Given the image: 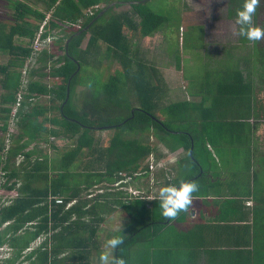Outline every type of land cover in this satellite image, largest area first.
Listing matches in <instances>:
<instances>
[{
    "label": "trees",
    "instance_id": "trees-1",
    "mask_svg": "<svg viewBox=\"0 0 264 264\" xmlns=\"http://www.w3.org/2000/svg\"><path fill=\"white\" fill-rule=\"evenodd\" d=\"M37 1L43 4L42 10L14 0V23L0 21V53L8 56L6 63H0V119L3 121L0 125V189L4 194L17 193L8 200L5 196L0 199V247L8 245L13 251L11 257L0 264H24L20 261L23 252L41 235L46 238L38 250L26 257L28 264H94L91 258L99 247L98 226L106 221L104 215L116 211L123 213L126 220L138 223L133 233L129 228L124 230V244L115 250V255L124 257L127 264H198L200 256L205 257L207 264H264V153L253 145L258 124H254V128L245 123L237 124L233 129L224 114L229 107L255 95L257 79L264 84V39L250 41L239 35V47L228 50L232 54L229 57L237 60L234 67L225 66L223 57L219 59L225 71L217 81H212L218 83L216 96L206 98L199 107L187 102L162 106L168 96V85L158 68L140 56L126 33L129 28L150 37L171 20L168 15L154 11L148 5L151 0ZM124 4H129L132 12L115 14L114 9ZM229 4L228 15L236 20V10L243 0H230ZM101 5L104 6L95 9ZM89 10H93V14ZM261 13H264V0L258 4L254 15V24L264 27V22H257ZM48 15H51L49 28L44 37L59 31L51 45L55 44L62 52L56 59V54L48 51L33 56L35 39ZM135 15L139 19L137 23ZM107 16L110 17L105 19ZM67 22L81 27L66 28ZM87 35V46L82 49ZM101 43L106 44L108 57L118 61L121 69L111 73L101 88L89 83L79 109L74 101L79 77L84 66L102 64L97 57ZM242 47L246 48V55L238 59L232 51L235 53ZM30 57H35L36 68L32 66L27 72L28 80L24 83L22 70ZM241 60L247 68L246 75L240 69ZM47 69L49 72L45 71ZM48 77L53 78L51 83L43 81ZM69 84L70 98L65 103ZM208 85L212 88L211 83ZM43 96H49V104H39ZM250 102L245 103L247 109L243 118L254 114L259 118V114L251 110ZM192 112L199 124L192 121ZM12 119L17 131L8 134ZM102 129L116 130L105 151L99 147L95 136V131ZM148 132L157 144L150 143ZM50 136L71 139L76 146L61 152L58 161H51L46 153L42 155L36 149H29L32 143L48 142ZM158 144L171 151L183 147L187 152V156L181 157L171 168L170 172L177 176L167 178V184L194 180L198 183L194 196H209V175L215 172L213 176L221 178L223 175L218 169L225 168L231 180L229 194L235 196L229 206L226 205L232 221L218 228L214 244L203 245L201 236V242L194 244L193 250L181 252L176 247L180 246L181 239L176 241V237V246L152 252L151 245L150 251L135 250L132 256L136 243L154 241L163 229L159 224L168 220L159 215V201H150L153 205L150 209L141 197L129 200L120 191L112 195L101 190L94 199L92 193L82 198L81 192L103 184L122 187L125 182L126 186L141 189L136 180L154 175L145 160L152 155L157 162L166 158ZM223 151L231 155L230 170L224 162L219 163L214 158L215 153L219 155ZM84 157L87 158L85 163L82 162ZM103 161L105 172L89 171ZM242 169L246 170V175ZM163 175L159 173V178L164 179ZM236 195L249 197L252 207L246 208ZM50 196L62 197L64 203H51ZM110 196L112 199L108 200ZM72 201H76L75 204L67 208ZM132 207L139 210L137 215L133 214ZM145 219L149 221L140 225ZM60 254L65 256L59 259Z\"/></svg>",
    "mask_w": 264,
    "mask_h": 264
},
{
    "label": "rangeland",
    "instance_id": "rangeland-1",
    "mask_svg": "<svg viewBox=\"0 0 264 264\" xmlns=\"http://www.w3.org/2000/svg\"><path fill=\"white\" fill-rule=\"evenodd\" d=\"M21 1L37 9H43V4L39 3L37 0ZM229 1L230 0H151L148 5L154 11L165 16L168 15L169 17H171V20L164 23L160 27V29L150 37H144L139 33H134L129 28L126 29V33L129 37L132 38L134 46L137 47L140 56L144 57L149 64H154L156 68H158L159 72L161 73L160 75L165 79L168 85V96L162 102V106L170 105L172 103L187 102L199 107L200 104L203 103V100L206 101V98L217 95L218 92L215 88L218 83H213L212 81H217L218 78L223 76V72L225 71L220 67L219 59L222 58L221 56L225 55L226 57H223L225 66L232 65V67H234L237 60L229 57L232 54H229L228 50H232L234 46L239 47L240 45L239 25L236 23L235 19H231L228 15L230 7ZM13 2L14 0H0V21L6 22L9 25L14 23V20L12 18V15L15 11ZM103 6L104 5H101L100 7ZM132 10L133 9L129 4H124L121 7L115 8L114 13L116 14L122 12H132ZM50 16L51 15H48L47 20L50 19ZM108 17L110 16H107L105 19H108ZM134 21H136V23L139 21L136 15L134 16ZM257 22L258 24L264 22V13H261L258 16ZM75 29L79 28L77 27ZM58 32L59 31H57V33ZM88 39L89 35H87L84 39L81 45L82 49L86 48ZM53 47H51L49 53L56 54V57L54 58L56 59L57 56L62 54V52L58 47ZM106 47V44L101 43L100 52L97 55V57L102 61L101 65L95 62L94 65L89 68H86L85 66L83 67L84 69L82 70L79 77V85L74 95V101L79 109L82 107L85 94L89 87V83H93L95 87L101 88L103 84L107 82L111 73H113L116 69H121L118 61L111 57H108L106 53ZM232 53L235 54L236 58L242 59V57L246 55V48L242 47L241 50L235 51V53L234 51H232ZM7 60L8 56L6 54L0 53V63H6ZM35 60V57H30L29 61L26 62L22 70L24 81L28 80V76L25 71L31 70L32 66L36 68ZM178 62L181 64L180 67H178ZM240 63V69L246 75L247 68L244 67L245 65L243 64L242 60ZM39 66L40 63H38L37 67ZM45 71L49 72V69ZM34 79H40V77H35ZM43 81L46 83H51L53 81V78H44ZM208 83L212 84V88H209ZM255 85L257 90L255 95L250 98L252 103L250 102L249 97H247L245 102L242 101V103L240 102L239 105L237 104V106H231L224 111L225 113H223L226 115L225 119H227V121L230 122L231 125H233V129L236 128L237 124L242 123L249 124L254 128V124L257 123L258 126L255 131V140L253 142V145H257L258 151L264 153V84L257 79V81H255ZM48 98L49 96H43L38 101L39 104H49L50 101ZM246 102H250L252 104L251 110H254L256 113H258L259 118H257L255 114L250 115L248 119L243 118V115L245 114V111L247 109V107L245 106ZM209 103L210 102H208L207 105H209ZM194 105H192L193 109H196ZM15 111L16 108L14 109L13 113ZM193 112L195 111L193 110ZM252 113L254 112L252 111ZM0 115L2 114L0 113ZM53 115L54 114H52V116ZM158 115L162 117L161 113H158ZM192 116V121L195 120L194 122L197 124L198 118L196 119V114L193 113L192 115H190V117ZM2 124L3 121L0 119V125ZM187 126L188 125H186V127ZM193 126H195V124ZM16 131L17 129L14 125V120L12 119L10 121L8 134L16 133ZM115 133L116 130L114 129H102L95 131V136L99 141V147L102 150L105 151L107 149V147L111 143L112 138L115 136ZM8 134L6 138L8 137ZM1 135L2 132L0 131V138ZM147 135L149 136V132ZM148 138L151 144H157L155 137H152V135H150ZM9 143L10 141L7 140L6 144L9 145ZM158 145L162 152L167 156L166 161L157 162L156 158L153 155L146 159V163H149L150 166L151 164H153V166L157 164V167H155L153 170L154 175H152L151 173L150 179L149 177L148 179L145 177L142 180H138L140 182H138L139 185H141L139 197H142L141 199L146 201L148 207H151L152 205L150 201L159 200V189L161 188L152 185V177H155L156 180L161 181L162 178H159V173L164 174L162 176L164 177V179L177 176L175 172H170L169 166L172 167L176 163V160H179L181 157L187 156V152L183 147H179L176 151H171L162 144ZM73 146H76V144H74V141H72L71 139L69 140L65 137L50 136L48 142L40 141L32 143L29 149H36L38 153H42V155L43 153H46L51 161H58L61 158V152L69 151ZM230 156L231 155H229V153L225 151L221 152L219 155L217 153L214 154V158L216 159V161L220 163L221 160L222 162H224L225 166L232 165L230 164V161H232L230 160ZM85 160H87V158L85 159L84 157L82 159V162L85 163ZM160 163L162 164L160 165ZM105 166V162L103 161L102 164H96L95 166L89 168V171L91 170L92 173L96 171L105 172ZM233 168H235V166ZM148 180L150 181L151 185V193H149L148 190ZM82 183L85 184V182ZM103 185L94 186L89 191L84 190L83 192H81L82 198L90 193H92V195L96 197L97 195L101 194V190H104L103 193L105 194L112 195L119 193V191L121 190L120 187H116L114 186V184ZM83 187H85V185H83ZM120 192H122V194L126 198L130 199V196L127 194L128 192L126 191V189ZM4 193L5 192L3 191V189H0V199L1 197L5 196V198H7L8 200L17 196V193L15 191L6 192V194ZM111 196L108 197V200L112 199ZM95 197H93V199ZM102 200L103 199H101V201ZM132 208L134 212L133 214L137 215V211L139 210L134 207ZM159 215L163 216L161 211ZM104 218H106V221L98 226V229L100 230L98 232V250H94L92 253L93 256L91 258V261L94 264H99V256L102 252L109 253L110 255H115V250H111L106 246V242L109 238L116 234L122 235L124 230L128 228L129 230H131V232L132 230L136 231L138 227L137 221L132 222L131 220H126L123 217V213L121 214L118 211H116L114 214H109L107 216L104 215ZM148 221V219H145V223L141 222L140 225L146 224V222ZM171 232L172 229L167 228L159 233L157 232L158 234L154 241L149 240L148 242H145L146 244L136 243L132 250V256L134 255L135 250L136 252H138V250H149L153 247V252L161 248H165L164 243L167 244L166 247L168 249L170 247L176 246V244L173 243L174 240H171ZM40 240L41 239L37 240V243H39ZM149 244L150 246H148ZM31 247L30 249L25 251L30 252L31 249L33 250L36 248V246H34L33 244L31 245ZM3 248L4 250H1L0 247V261L2 262L5 259L4 257L9 254L10 258L13 253L12 249L9 248L8 245H4ZM187 250V247H181V252H185ZM145 256L146 254L143 256V261L146 258ZM198 264H207L205 257L200 256Z\"/></svg>",
    "mask_w": 264,
    "mask_h": 264
},
{
    "label": "crops",
    "instance_id": "crops-1",
    "mask_svg": "<svg viewBox=\"0 0 264 264\" xmlns=\"http://www.w3.org/2000/svg\"><path fill=\"white\" fill-rule=\"evenodd\" d=\"M221 57H224V56H221ZM220 59L223 60V58H220ZM219 63H220V60H219ZM161 161L165 162L166 158H164ZM177 161L178 160L175 161L176 163L173 166H176ZM172 167L169 166L170 170ZM225 167L227 168V170H230L232 165L225 166ZM218 170L220 171L221 175H223L224 178L221 176H220L221 178H215L213 176L215 172L209 175V178H210L209 179L210 189H209V194H208L209 196H194L193 195V203L191 205V208L188 211L181 212L175 219H172V220L168 219L166 221H162L161 224H159L161 228H163L162 230H165L167 228L172 229V232L170 235L171 240H174V242H176L178 241V239H181L180 246H178V244L176 246L178 247L177 251L180 250L181 247H187L188 250L190 249L193 250L195 247L194 244L197 245L198 243L201 242V236L203 237L202 238L203 243H204L203 245L205 246L206 244L216 243L217 237H218V228L229 223L228 222L229 220L232 221V216L228 217L227 215L228 209H226V205L229 206V201L233 199L232 197H235V196H230L229 194L230 193L229 182H231V180H229L228 173L227 174L225 173V168L223 169L220 166ZM242 172L245 173L246 170L242 169ZM246 174L247 173H245L244 175ZM146 178L148 179V177ZM149 179H150V176H149ZM136 182H138V179L136 180ZM151 182H152V185H155L156 187H162L167 184V178L161 179V181H159V180H155V177H152ZM148 184H149V189H151L149 180H148ZM247 186H246V189H247ZM120 188H121L120 191L126 189L122 187ZM236 189H238V187H236ZM127 194L129 195V193ZM91 197L93 198L95 196L91 195ZM130 197L132 199H129V200L134 199L132 196ZM236 197H237L236 199L241 198L243 200V204L246 208L252 207L253 201L249 197L247 196L242 197V196H237V195ZM148 208L153 209V205H151V207H148ZM243 224H244V221L240 223V225H243ZM162 230H160V232ZM99 231L100 230L98 229V232ZM176 237L178 238L175 241ZM45 238H46V235H41L38 239H36L32 243L34 246H36V248L33 250L31 249L30 252L28 251L23 252L20 261L23 262L24 264H28L26 257L29 254H31L33 251L38 250L41 245V243H37V240L42 239L44 241ZM165 246H167V244L164 243V247ZM30 247L28 249H30ZM201 249L202 247L200 245L199 250ZM64 256H65L64 254H60L58 257L60 259Z\"/></svg>",
    "mask_w": 264,
    "mask_h": 264
},
{
    "label": "clouds",
    "instance_id": "clouds-1",
    "mask_svg": "<svg viewBox=\"0 0 264 264\" xmlns=\"http://www.w3.org/2000/svg\"><path fill=\"white\" fill-rule=\"evenodd\" d=\"M259 3H261V0H243L242 6L236 10V23L239 25V35L250 41L264 39V27L254 24V15ZM126 184L125 182L122 188H126L127 191L129 187H133L131 185L126 187ZM197 190L198 183L194 180L182 179L177 183L162 186L159 189V208L162 215L172 220L181 212L188 211L193 203V193ZM129 195L132 196L131 194ZM123 244L124 238L120 234L113 235L106 242L107 248L111 250H119ZM99 264H127V261L122 256L102 252L99 256Z\"/></svg>",
    "mask_w": 264,
    "mask_h": 264
},
{
    "label": "built area",
    "instance_id": "built-area-1",
    "mask_svg": "<svg viewBox=\"0 0 264 264\" xmlns=\"http://www.w3.org/2000/svg\"><path fill=\"white\" fill-rule=\"evenodd\" d=\"M99 6H96L95 9H98ZM90 14H93V10H89L88 11ZM48 23H49V20H45L43 22V24L41 25L40 29H39V32H38V35L35 39V42H34V53H33V56L34 55H38L39 53H42L43 51H48L50 52V49H51V45L53 44L55 38H56V34H57V31L53 32L52 34H49L47 37H44L45 36V33L47 32V29L46 28H49L48 27ZM65 27L66 28H71V27H78L80 28L81 26L79 24H73V23H70V22H67L65 23ZM29 61V60H28ZM28 71H25V73H27ZM27 81H24V83H26ZM21 100V96L19 97V102ZM19 105V103H18ZM162 163H160L161 165ZM157 167V164H155V166H153V164L150 166V169L153 171L154 168ZM117 185V184H116ZM128 192L129 194H131L133 197H136V198H139V193H140V189H135L133 187H129L128 189ZM142 198V197H141ZM49 201L52 203L53 201H55L56 204H63L64 203V200L62 197H58V196H50L49 197ZM76 201H72L70 204L67 205V208L70 207L71 205L75 204ZM43 240L41 239L39 241V243H42ZM1 250H4L3 247H1ZM4 258H9V254L4 257Z\"/></svg>",
    "mask_w": 264,
    "mask_h": 264
},
{
    "label": "water",
    "instance_id": "water-1",
    "mask_svg": "<svg viewBox=\"0 0 264 264\" xmlns=\"http://www.w3.org/2000/svg\"><path fill=\"white\" fill-rule=\"evenodd\" d=\"M104 12H102L100 15H99V17L103 14ZM70 84H69V86H68V92H67V97H66V101H65V103H67V101L69 100V98H70Z\"/></svg>",
    "mask_w": 264,
    "mask_h": 264
}]
</instances>
